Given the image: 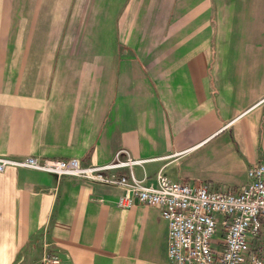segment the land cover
I'll return each instance as SVG.
<instances>
[{
	"label": "crops",
	"instance_id": "1",
	"mask_svg": "<svg viewBox=\"0 0 264 264\" xmlns=\"http://www.w3.org/2000/svg\"><path fill=\"white\" fill-rule=\"evenodd\" d=\"M119 147L147 181L244 180L264 159V0H0V156L100 164ZM121 191L5 165L0 264H167L158 208Z\"/></svg>",
	"mask_w": 264,
	"mask_h": 264
},
{
	"label": "built area",
	"instance_id": "2",
	"mask_svg": "<svg viewBox=\"0 0 264 264\" xmlns=\"http://www.w3.org/2000/svg\"><path fill=\"white\" fill-rule=\"evenodd\" d=\"M145 160L132 157L124 147L100 164L81 163L75 157L0 156V171L12 165L84 177L119 186V207L135 202L156 206L166 222L167 264H264V159L245 167L241 184L222 189L207 182L176 181L160 170L147 181L145 174L137 177L132 171ZM119 168H126V174L117 173ZM40 264L61 260L54 251L44 250Z\"/></svg>",
	"mask_w": 264,
	"mask_h": 264
},
{
	"label": "rangeland",
	"instance_id": "3",
	"mask_svg": "<svg viewBox=\"0 0 264 264\" xmlns=\"http://www.w3.org/2000/svg\"><path fill=\"white\" fill-rule=\"evenodd\" d=\"M204 173H205V171H204L203 168L197 169L196 177H199V178H202V179H206L205 177H210L211 178V176H204ZM233 183H234V185H239V184L242 183V179L241 178H236V179L233 180ZM217 187H219V186H217ZM225 187L226 186H220L219 188L222 189V188H225ZM227 187H229V186H227Z\"/></svg>",
	"mask_w": 264,
	"mask_h": 264
}]
</instances>
